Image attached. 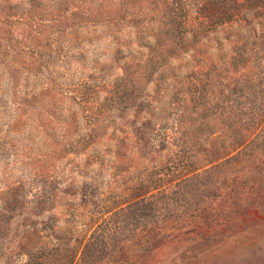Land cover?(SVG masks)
<instances>
[{"label": "rangeland", "instance_id": "rangeland-1", "mask_svg": "<svg viewBox=\"0 0 264 264\" xmlns=\"http://www.w3.org/2000/svg\"><path fill=\"white\" fill-rule=\"evenodd\" d=\"M241 1L233 24L216 28L200 24L207 0L65 6L120 16L72 29L88 58L66 82H114L146 61L130 41L175 26L170 13L186 46L79 151L63 149L75 137L65 124L16 118L0 88V264H264V0Z\"/></svg>", "mask_w": 264, "mask_h": 264}, {"label": "trees", "instance_id": "trees-1", "mask_svg": "<svg viewBox=\"0 0 264 264\" xmlns=\"http://www.w3.org/2000/svg\"><path fill=\"white\" fill-rule=\"evenodd\" d=\"M73 1L84 4L86 0H0V88H4L5 93L11 91L10 102L16 118L28 114V119L37 120L36 125L43 130H47L50 121L54 126L65 124L66 131L72 130L75 137L71 135L62 143L65 152L85 148L92 142L95 132L102 128L107 130L110 112L141 102L148 84L156 79V73L170 62L174 51L186 46L182 21L174 14H166L175 26L162 30L149 26L146 32L137 31L130 41L131 46L137 42L147 47L146 61L126 64L114 82H101L94 77L66 82L65 75L76 68L75 64H82L88 58L84 47L73 39L75 30L72 29L88 25L83 21L88 17L94 18L93 24L102 22L113 26L120 21L115 9L109 15L99 13L100 8L91 13L73 10L66 14L65 6ZM220 1L207 0L205 6L210 9L203 14L200 24L207 23L201 27H212L209 19L215 24L213 28L223 22L233 24L237 8L243 1L231 0L226 15ZM72 17H75L73 21ZM159 23L168 24L163 20ZM31 76L35 82L29 88L25 81ZM163 77L159 75L158 79ZM38 85L40 87L35 88ZM181 116L184 117L183 112ZM68 118H72V123ZM56 136H51L53 143L50 145L57 142ZM59 263L62 264L61 258L49 261V264Z\"/></svg>", "mask_w": 264, "mask_h": 264}]
</instances>
